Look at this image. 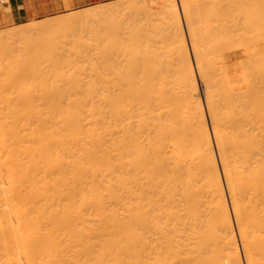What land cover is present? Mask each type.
Listing matches in <instances>:
<instances>
[{"label": "bare ground", "instance_id": "1", "mask_svg": "<svg viewBox=\"0 0 264 264\" xmlns=\"http://www.w3.org/2000/svg\"><path fill=\"white\" fill-rule=\"evenodd\" d=\"M163 2L160 24L130 30L126 56L106 64L114 90L0 106V264H244L231 212L245 264H264V0H179L194 63L175 1Z\"/></svg>", "mask_w": 264, "mask_h": 264}, {"label": "rangeland", "instance_id": "2", "mask_svg": "<svg viewBox=\"0 0 264 264\" xmlns=\"http://www.w3.org/2000/svg\"><path fill=\"white\" fill-rule=\"evenodd\" d=\"M125 1L127 0H110L106 3L97 4V7L98 8H101L100 6L109 7L114 4L115 5H117L118 3L121 4V2L123 3ZM150 1H149V6H151L150 5L151 3V4H154L153 5L154 7L153 6L152 8L149 7V10H147L148 9L147 7L145 8V6H143L144 8L141 7L140 9L138 8V9L125 10L119 13L115 12V14H111V13L108 15L103 14L99 17L97 16L96 18L94 17L90 20H86L81 23H77V24L75 23L72 26L60 24V27L62 25V28L64 29L66 28V30L67 28L68 29L71 28V30L78 29L80 33L77 31V33H74V34H77L81 38L84 37L82 38L83 40L80 38V41L82 40L81 41L82 44L78 42L80 43L79 45H77L78 43L77 44L73 43L74 40L70 37V35L69 36L67 35L68 33L66 34L67 36L66 35L62 36L64 35L65 31H62L64 29L60 28V30L62 29L61 32L63 34L60 33L59 32L60 30L57 27L59 25H56V24L52 25L49 22L52 23L55 20H60L61 17L65 18V16H73L74 14L86 12L89 9L88 7L79 9V10L69 11L70 13L65 12V13L58 14V15L48 17V18H44L41 20L31 21L29 23L22 24V25H3V26L0 25V106L9 105V106L20 107L23 104L19 103V101L24 100L26 98L35 101V103H32V105L34 106L61 105L60 100L62 98L58 99L54 103L50 102V101H54L53 99H57V98H54V94L55 92L59 90H62L65 93L81 90V92L85 91L86 93L87 90H88L87 92H89V90L90 92H92V89L93 90L95 89L94 90L95 93L96 92L101 93L107 90V88L108 89L112 88V86L110 87V85H112L114 81H116V79H115L114 74L113 75L110 74V71L107 68L108 62L111 64V61L113 62L114 59L116 60L117 58H123L120 55L126 56L125 54H121L124 51L123 50L124 47L123 49H121L123 51H121V50H118L117 46L121 42L123 46H124V42L129 43V40L127 38L130 37V33L132 34L134 29L139 30V34L141 33L142 29H147L146 27L148 26H150L148 27V29L150 28L153 29L151 27L155 23L153 21H156L157 19L156 21L157 23L159 19V14L158 16L156 14L159 12L160 8L158 9L156 8L160 7V4L165 3L163 1H167V0H153V2L152 1L150 2ZM171 1H175L178 11L180 13L181 21L183 25L182 27L185 30L184 32H185V37H186V43L189 49L188 51L191 56L192 54H191V49H190L189 37L187 36V31L185 29V23L183 22L184 19H183V14L181 10L182 6H180L181 3L179 2V0H171ZM95 6L96 5L90 6L91 7L90 10L93 9L92 7L95 8ZM157 10L158 12L156 13ZM151 15L153 16L150 17ZM150 18L152 22H150ZM46 22H48L47 26L45 25ZM149 23H152V25L151 24L149 25ZM158 24L160 23L158 22ZM33 25L34 27L39 26L41 28L40 29H37L39 27H37L36 29L31 28L33 27ZM20 29L23 30L24 34H22V31ZM91 29H94V31L95 30L98 31V33L100 32L102 37L101 35H99L100 33L98 34L99 37H97L96 34L94 36L93 30L91 32ZM130 30H132V32ZM10 32L11 34H8ZM13 32H15V34H13ZM73 37H76V35L75 36L73 35ZM79 37L77 39H79ZM113 37H115V40L117 38L116 42L115 40L113 42L112 40ZM103 39H104V42H103ZM98 44H99V47L97 46ZM104 45L107 47V49L106 47H104ZM111 48L114 52H116L115 55H114V52L110 50ZM107 50L108 52L106 53ZM109 52H112L113 55ZM236 52H237V49L232 48L229 50V52L225 56L226 67L228 68L232 76L234 75L235 78L236 76H238L237 73L240 72L239 71L240 68L238 67L239 64L237 63L236 60L238 59L240 61L239 58H241L240 57L241 54L240 55L236 54ZM118 53H119V56H117ZM102 54H105V55H102ZM113 56H116V57L114 58ZM111 57L114 59H112ZM105 58L106 59L108 58L109 60L108 59L106 60ZM243 58L244 57L242 56V59ZM91 60L93 61V65L95 63H97L98 65L96 64L95 66H92ZM61 61L63 63L65 61L66 63H68V65L65 66L64 68H59L58 64H60ZM192 61H193V57H192ZM243 61L241 60L240 62H243ZM107 70L109 73L107 72ZM194 71L196 75V83H197L199 98L204 106L207 123L210 128V132L212 134L210 119L206 111V105H205L206 103H205V96H204L205 94L203 90L204 86H202L203 84L200 81L199 75L195 67H194ZM112 78L115 80L112 81V83H110ZM72 80H75L77 82V85L68 86V83L70 81L72 82ZM94 80L96 82H94ZM107 80L109 81V83L106 82ZM103 81L106 82L105 83L106 86L104 85ZM41 82H43V84H41ZM96 88H97V91H96ZM112 89L114 90V88ZM45 101H49L50 103L49 102L46 103ZM212 141L214 142L213 139ZM214 144L215 143H213V145ZM214 150L216 154V160L219 164L220 163L219 157L217 156V153H216L217 151L215 149V146H214ZM218 167L220 169V173H222L220 164L218 165ZM221 176H222V181L224 184V191L226 193V198L228 201V206L230 207L229 205L230 201H229V197H228V193L226 189V184H225L222 174ZM231 217H232L231 219H232V223L234 226V231L236 233L235 234L236 240L238 241V244H239L240 254L245 264V259L243 257L244 253L242 250V245L240 243L239 236L237 234L235 220H234V216L232 212H231Z\"/></svg>", "mask_w": 264, "mask_h": 264}, {"label": "crops", "instance_id": "3", "mask_svg": "<svg viewBox=\"0 0 264 264\" xmlns=\"http://www.w3.org/2000/svg\"><path fill=\"white\" fill-rule=\"evenodd\" d=\"M110 0H0V25H22Z\"/></svg>", "mask_w": 264, "mask_h": 264}]
</instances>
